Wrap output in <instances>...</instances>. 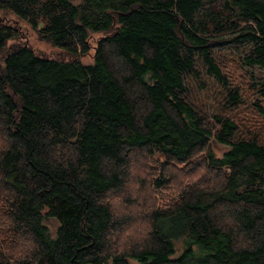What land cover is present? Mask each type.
Returning a JSON list of instances; mask_svg holds the SVG:
<instances>
[{"label": "trees", "instance_id": "obj_1", "mask_svg": "<svg viewBox=\"0 0 264 264\" xmlns=\"http://www.w3.org/2000/svg\"><path fill=\"white\" fill-rule=\"evenodd\" d=\"M257 70L264 0H0V264H264V138L192 89Z\"/></svg>", "mask_w": 264, "mask_h": 264}, {"label": "rangeland", "instance_id": "obj_2", "mask_svg": "<svg viewBox=\"0 0 264 264\" xmlns=\"http://www.w3.org/2000/svg\"><path fill=\"white\" fill-rule=\"evenodd\" d=\"M22 24L23 29V36L22 41H25L26 43L30 44L38 53H42L45 55H53L55 56L59 55V52L54 48L53 45L50 43L42 40L38 34L24 21H19ZM98 34H93L91 41L92 43L95 42L97 39ZM15 43L18 41V39L14 40ZM87 61L91 60V57L86 59ZM233 60V61H232ZM219 61L221 66L223 67L224 72L228 75L230 85L231 87H237L239 88L240 93H242L245 96H253L254 91L256 88H253L250 86L251 81V73L248 70L246 66H240L238 61L236 60L235 55H231L230 53H226V57H223ZM257 77L256 79H253L255 83L258 84V89L261 88L264 84V70H257ZM193 94L195 95V101L196 103L202 108V109H210L213 105L217 104V108L221 111H224L226 115L233 117L238 121V123L242 126V128L245 131H251L252 133L259 134L262 138H264V114H260L259 112H256L249 103H241L240 106L230 109L227 107V109L220 108V103L223 102V99H220V101H217L219 99V93L218 89H215L212 87L211 89L202 90L197 81H194V84L192 86ZM218 97V98H217ZM261 100L264 102V96L261 97ZM208 116L210 123L212 124L214 119L212 116L213 111H208ZM213 149L217 156H221L224 151L227 149L226 145L223 143H219L217 141H214V143L210 144L206 150V152L209 149ZM145 163H148L144 161ZM137 161L133 164L136 165ZM137 166L133 167V173L136 177L139 176L138 172L136 171ZM148 168V164H146L145 172L142 174L145 177L150 178L151 174L147 173L146 170ZM177 172V171H176ZM182 172H180L181 175ZM179 175V176H180ZM133 190H136L133 188ZM152 190H136L135 197L138 199L140 204L148 201L149 195L151 194ZM149 194V195H148ZM160 200L152 198L150 203H156ZM140 208V206H134ZM134 213V212H133ZM135 214V218L139 219L141 216V219L143 221L144 217L143 214L139 213V209L137 213ZM139 220V221H140ZM138 221V222H139ZM136 224V228L138 229V223ZM46 223L53 229L56 230L58 226V221L55 218L47 219ZM142 224V222H140ZM178 246V254H180L184 249L183 246H180V241L177 242Z\"/></svg>", "mask_w": 264, "mask_h": 264}]
</instances>
